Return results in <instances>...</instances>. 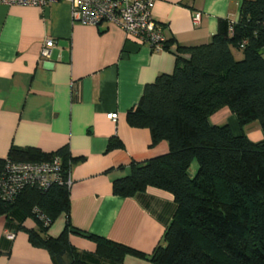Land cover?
Returning a JSON list of instances; mask_svg holds the SVG:
<instances>
[{
    "label": "crops",
    "instance_id": "crops-1",
    "mask_svg": "<svg viewBox=\"0 0 264 264\" xmlns=\"http://www.w3.org/2000/svg\"><path fill=\"white\" fill-rule=\"evenodd\" d=\"M241 1L154 0L152 15L168 40L161 50L113 23L72 21L67 1L50 3L46 12L0 4V157L11 145L69 148V213L59 214L48 234L57 236L68 224V241L78 251H96L88 236L92 233L145 254H126L121 263L103 258L102 264H152L149 255L176 210L173 195L147 186L133 196H119L112 182L128 176L133 164L166 153L168 143L150 145L149 130L130 126L126 112L146 83L172 72L178 45L208 42L219 18L237 19ZM195 11L201 13L198 24L192 21ZM46 38L54 44L50 56L41 57ZM108 112H116L117 119H108ZM209 122L227 123L234 134L243 132L252 142L263 137L258 125L246 130L251 122L241 130L227 106L212 113ZM114 136L121 146L107 150ZM197 167L192 160L190 177ZM22 226L37 228L31 217ZM24 229L16 230L0 215V264H54L46 249L30 243Z\"/></svg>",
    "mask_w": 264,
    "mask_h": 264
},
{
    "label": "trees",
    "instance_id": "trees-1",
    "mask_svg": "<svg viewBox=\"0 0 264 264\" xmlns=\"http://www.w3.org/2000/svg\"><path fill=\"white\" fill-rule=\"evenodd\" d=\"M168 40L164 42L167 48ZM239 48L242 57H234ZM264 0H242L235 21L219 18L208 42L178 45L174 68L144 85L138 102L126 112L130 126L147 128L150 145L161 140L168 151L133 164L128 176L112 182L119 196H133L154 186L169 191L176 203L171 221L149 255L152 264H264ZM227 106L242 130L257 121L263 137L250 141L234 134L227 123L211 124L209 116ZM121 142L111 137L107 150ZM59 157L62 175L70 169L68 145L54 151L11 145L5 162L45 161ZM192 160L198 167L188 175ZM69 213V185L47 188L27 185L11 202L0 199L6 224L24 229L33 218L37 228H25L30 243L48 251L54 264L121 263L126 254H145L96 234L95 252L78 251L67 228L48 234L59 214ZM43 215L46 223L39 218ZM15 220L14 222H12Z\"/></svg>",
    "mask_w": 264,
    "mask_h": 264
},
{
    "label": "built area",
    "instance_id": "built-area-1",
    "mask_svg": "<svg viewBox=\"0 0 264 264\" xmlns=\"http://www.w3.org/2000/svg\"><path fill=\"white\" fill-rule=\"evenodd\" d=\"M58 1L69 3L70 18L74 22L91 26L103 22L113 23L126 35L136 36L154 50L164 48L166 39L163 26L152 15L154 0H0V4L45 8L50 3ZM200 17V11H195L192 15L193 23L198 24ZM53 44L52 38H46L40 48V56L49 57ZM117 116L116 112L106 113V117L112 121H115ZM64 179L69 185V174L64 178L60 159L57 156L45 161L7 160L0 172V199L11 202L27 185L47 188L52 183H63ZM39 218L47 222L43 215H39ZM8 235L10 238L13 237V233Z\"/></svg>",
    "mask_w": 264,
    "mask_h": 264
},
{
    "label": "rangeland",
    "instance_id": "rangeland-1",
    "mask_svg": "<svg viewBox=\"0 0 264 264\" xmlns=\"http://www.w3.org/2000/svg\"><path fill=\"white\" fill-rule=\"evenodd\" d=\"M232 51L236 59H240L242 57V52L239 48H233ZM263 56H264V53H263ZM252 125L259 126L257 121H252L249 125H246V130H249L252 127Z\"/></svg>",
    "mask_w": 264,
    "mask_h": 264
},
{
    "label": "water",
    "instance_id": "water-1",
    "mask_svg": "<svg viewBox=\"0 0 264 264\" xmlns=\"http://www.w3.org/2000/svg\"><path fill=\"white\" fill-rule=\"evenodd\" d=\"M48 10V7H45V12Z\"/></svg>",
    "mask_w": 264,
    "mask_h": 264
}]
</instances>
